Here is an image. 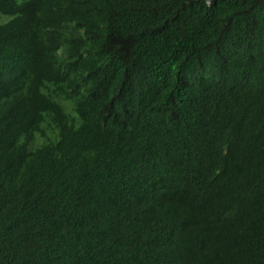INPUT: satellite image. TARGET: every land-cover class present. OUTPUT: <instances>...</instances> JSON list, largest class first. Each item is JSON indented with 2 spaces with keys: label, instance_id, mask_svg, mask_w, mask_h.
Listing matches in <instances>:
<instances>
[{
  "label": "trees",
  "instance_id": "trees-1",
  "mask_svg": "<svg viewBox=\"0 0 264 264\" xmlns=\"http://www.w3.org/2000/svg\"><path fill=\"white\" fill-rule=\"evenodd\" d=\"M0 264H264V0H0Z\"/></svg>",
  "mask_w": 264,
  "mask_h": 264
}]
</instances>
